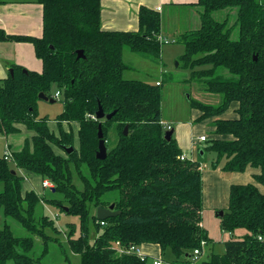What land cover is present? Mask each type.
<instances>
[{"label": "trees", "instance_id": "1", "mask_svg": "<svg viewBox=\"0 0 264 264\" xmlns=\"http://www.w3.org/2000/svg\"><path fill=\"white\" fill-rule=\"evenodd\" d=\"M33 1L42 6L40 37L0 29V41L30 42L42 61L40 72L13 64L12 72L0 79V134L18 132L17 124L34 132L21 150L11 152L10 160L0 153L3 216L44 238V227L57 231V226L48 215L34 216L41 201L77 216L78 228L67 223L66 238L70 250L80 255V264H146L133 252H118L116 242L122 247L156 244L162 257L166 251L172 254L173 264L189 263L194 249L199 250L197 264H264V0H197L199 27L175 40L183 45L178 64L191 70L189 80L221 96L217 105L190 99L200 112L197 121L211 120L213 137L203 147L215 153L210 166L217 168L224 159L222 170L252 171V182L230 184L218 217L220 229L233 236L224 241L222 253L208 255L203 249L212 239L201 225L204 165L181 159V148L173 135L165 138L168 129L161 123V85L170 77L159 83L124 77L131 68L125 51L153 62L160 59V13L141 6L136 30H106L101 27L100 0ZM230 10L235 12L233 24L227 14L216 16ZM56 91L63 102L56 116L58 134L37 113L38 94L52 98ZM99 107L105 114L114 113L92 118ZM63 122L78 124V147ZM99 124L104 159L96 157ZM53 146L73 150L64 156ZM70 165L82 179L81 189L71 180ZM19 169L49 180L50 189L61 197L23 192ZM111 203L118 211L114 216L99 220L91 212V207ZM89 220L96 233L92 241ZM238 228L246 233L234 238ZM32 243L30 236L14 235L9 225H0V264L9 259L35 264L28 255Z\"/></svg>", "mask_w": 264, "mask_h": 264}, {"label": "rangeland", "instance_id": "2", "mask_svg": "<svg viewBox=\"0 0 264 264\" xmlns=\"http://www.w3.org/2000/svg\"><path fill=\"white\" fill-rule=\"evenodd\" d=\"M229 15V24H233L234 22V10L219 12L216 16L220 19L224 18V16ZM169 24L176 25L177 22H180L181 26L183 22L182 16L180 18L168 19ZM182 27V26H181ZM183 45L179 42H164L162 44L161 50L162 54L160 55L163 63H160V67L164 71L162 78L165 75L170 73V80H165L161 85V116L165 120H169L173 123V126H176L178 121L184 123L186 128L189 129V124H192L196 131H201L205 133L206 140L202 143L205 144L207 140L212 138L211 131V121L209 119H204L197 121V118H193V113L196 111V108H193L190 104V99L198 100L205 104L217 105L220 102L221 96L218 93H212L208 91H203L199 89V84L197 80H192L190 78V69L182 68L179 66V55L183 52ZM125 62L131 66V68L127 69L124 72L125 78L132 79H142L147 81H153L156 77L159 76L158 73V62H153L149 59L143 58L138 54L133 52L125 51L124 54ZM168 77V76H166ZM195 109V110H194ZM63 110V102L62 97L58 96L54 99L53 102L45 101L42 99H38L37 101V113L39 117H47L48 127L55 134H58V128L56 124V116ZM230 111V110H229ZM193 118V119H192ZM188 122V123H187ZM191 125V127H193ZM68 129H71L74 132V146L78 147V137L75 135L76 126L71 123ZM66 129V130H68ZM33 134L32 131L21 129V132L14 135H1L0 134V153L4 150V144L6 140L12 145L14 150H19L22 146V141L24 138L29 137ZM53 149L56 153L61 155H66V152L57 147L53 146ZM204 165L203 169L212 171L214 170L210 164L211 161L215 160V153L205 151L203 155H198ZM224 164V159L219 162L218 171H220V176L226 180H231V183H246L252 182V175H250L251 170H246L245 172L239 173L229 172L221 169V166ZM71 170V180L74 183L75 187L81 189L83 187L82 179L78 174L76 168L73 165H70ZM83 171L86 173L85 167ZM33 178L32 184L34 189L40 193V196L47 198H60L61 195L53 192L50 188H44L41 185V179L36 176L28 175ZM203 176V175H202ZM35 178V179H34ZM213 186L217 191V195H215L214 201L216 205H214L215 210L208 209L207 206L204 208L203 218L204 224L207 226L213 242L205 248L204 254L208 255L211 252L222 253L224 251V238L229 239L230 233L224 232L219 227V217L217 216V212L221 211L222 208L226 205L228 199V186L227 183H220L213 181ZM24 185H26L24 183ZM26 187V186H24ZM260 187H262L260 185ZM28 188V187H26ZM207 182L205 181L204 189L205 194L207 193ZM1 189V184H0ZM106 199H111L110 196H106ZM210 201V202H211ZM45 206H42L41 202L36 206L34 216L40 217L42 214L48 215L49 217L55 220V224L57 226V231H54L51 227H44L43 229L39 226L38 228L42 229L47 238L40 236L37 233H31L25 227H23L18 221H16L12 217L3 216L0 211V225L7 224L12 230L14 235L17 236H30L32 238V248L28 252V255L33 257L35 260V264H80V255L73 253L67 243L66 232L68 231L67 223H74L78 228L79 219L77 216L70 215L65 213L59 206L57 205H49L47 202ZM208 204V200L206 199ZM91 212L96 213V208L91 207ZM78 229H76L77 234ZM246 233L244 228H238L234 231V238L242 237ZM95 228L91 220L88 223V238L89 241H92L95 236ZM49 237V238H48ZM45 247V251H44ZM173 259L172 254L169 251H166L162 257L163 264H170V261ZM152 262V261H151ZM6 264H14L13 259L7 260Z\"/></svg>", "mask_w": 264, "mask_h": 264}, {"label": "crops", "instance_id": "3", "mask_svg": "<svg viewBox=\"0 0 264 264\" xmlns=\"http://www.w3.org/2000/svg\"><path fill=\"white\" fill-rule=\"evenodd\" d=\"M196 1L197 0H100L101 27L106 30H136L138 27V22H137L138 10L141 6H146L148 8H152L158 11L161 15V30L159 34V39L163 44L164 43L163 39H167L170 41L172 39L176 40L177 36L181 32L189 29H196L199 27L200 9L196 5ZM181 16L184 22L181 25L182 27L179 25L180 22H177L176 25H174V23L169 24L168 19H174V17L180 18ZM0 29L3 30L5 33L11 35H27V36L40 37L42 35L41 4L36 3L33 0H1ZM175 42L176 41H174V43ZM124 54H123V58H124ZM161 54H162V50H161ZM161 60L162 58L160 56V61L158 63L159 76L156 77L151 82L158 83L159 81L162 80V76L165 70H163L162 65L160 67V63L161 64L163 63V61ZM13 64L22 66L25 69L32 71L40 72L42 70V61L36 56L34 46L32 43L26 41H0V79L6 78L11 73L10 69L12 68ZM167 76L170 77V73H168ZM193 115H194L193 116L194 119L197 118L200 115L199 110L196 109ZM161 120L164 121L166 125L171 126L170 129L173 131L172 135L176 139L179 147L181 148L182 155L185 158L201 161L198 155L199 154L203 155L205 153L203 151L204 144H202L203 142H197L196 137L199 135H205V133H203L202 130L196 131V128H194V126L188 122L187 123L190 125L189 129H187L186 125L184 123H181V121H178L177 125L173 126V123L171 121L165 120L162 116H161ZM73 124H75L76 126L75 135L77 136L78 124L74 122ZM191 125L193 127H191ZM16 126L18 128V132L10 133L7 135L18 134L19 132H21L22 128L32 131L30 129H27L22 124H17ZM62 127L64 130H66L69 128V125L66 122H63ZM210 127L212 131L213 127L212 126ZM32 135L23 139L22 146L20 147L19 150H21V148L23 147L24 141L26 139H30ZM12 145L6 140L4 144V150L8 149L11 152L19 151V150H14L12 148ZM213 169L214 170L212 171L202 169L203 189H204L205 181L207 182L208 188L206 194L205 191H203V211H202L201 225L207 229L208 236L211 239L213 237L211 236L207 226H205L204 224L203 213L205 206H207L208 209L210 210H215L214 205L216 204H214L215 202L211 200L215 199V195H217L218 190L214 188L213 181H216V183L220 182L221 184L227 183L226 186H228V189L230 184H232L230 182L231 180H226L219 175L220 171L217 170L218 167ZM18 171L24 175V178L21 181L22 191L25 192L27 190H34L38 195H40V193L34 189L33 186L34 183L32 184L33 178L29 177L28 175H32V176H36L37 178H40L41 185L43 180L45 179L41 178L39 175L33 173H27L23 169H19ZM234 173L235 172H233L232 174ZM250 175H252V171H250ZM24 183L26 185H24ZM206 199L208 200V204L206 202ZM41 204L42 206L46 205V203H44L43 201H41ZM232 236L233 234H230V238ZM213 240L214 239H212V242ZM225 240L226 238H224V241ZM211 243L204 246L203 253L205 251V248L209 246ZM140 249L145 255H147L146 264H152L151 261L156 259L162 260L161 251L158 245L151 243H144L140 245ZM170 264L173 263L170 262Z\"/></svg>", "mask_w": 264, "mask_h": 264}, {"label": "water", "instance_id": "4", "mask_svg": "<svg viewBox=\"0 0 264 264\" xmlns=\"http://www.w3.org/2000/svg\"><path fill=\"white\" fill-rule=\"evenodd\" d=\"M82 56V50H78L77 51V57H81ZM10 72L11 69H10ZM38 98L39 99H42V100H45V101H50V102H53L54 101V98H49L47 97L44 93L40 92L38 94ZM114 112L110 113V114H105L104 111L102 110L101 107H99L97 113H96V119H102V118H110L112 115H113ZM126 131H127V127L125 126L124 128V131L123 133L126 134ZM172 130L171 129H168L166 132H165V138L166 139H169L170 136L172 135ZM97 136H98V149L96 151V157L98 159H104L105 156H106V145H105V140L103 138V132H102V128H101V125L99 124L98 125V131H97ZM65 152L67 153H70L72 150H73V147H65ZM14 172V171H13ZM222 210L219 211L217 214L218 215H221L222 214ZM118 213V211L114 210L113 209V203H111L108 207H101V206H98L96 208V217L97 219L99 220H104L108 217H111V216H114Z\"/></svg>", "mask_w": 264, "mask_h": 264}, {"label": "built area", "instance_id": "5", "mask_svg": "<svg viewBox=\"0 0 264 264\" xmlns=\"http://www.w3.org/2000/svg\"><path fill=\"white\" fill-rule=\"evenodd\" d=\"M163 41L164 42H169L170 40L163 39ZM174 41L175 40H173V39L171 40V42H174ZM58 96H59V91H56L54 93V95H53V98H56ZM90 116L92 118H96L94 115H90ZM161 123H162V125H165V128L166 129H170L171 128V126L170 125H166L164 123V121H161ZM205 140H206V136L205 135H199V136L196 137V141L197 142H204ZM3 156H4V158L6 160H10L11 159V151H9L8 149H5L3 151ZM180 158L183 159L184 156L181 155ZM42 185H43V187H46V188L52 187V183L49 180H47V179L43 180ZM201 245H204V241H201ZM116 250L118 252H120V253H123V252H127V253L133 252L137 256H139L141 260H147L146 255L141 251L140 246H138V245H129L128 247H122V246L119 245L118 242H116ZM198 253H199V250L198 249H194L193 250V256H192L190 262L187 263V264H195L196 261H197V259H198ZM152 264H162V260H159V259L153 260L152 261Z\"/></svg>", "mask_w": 264, "mask_h": 264}]
</instances>
